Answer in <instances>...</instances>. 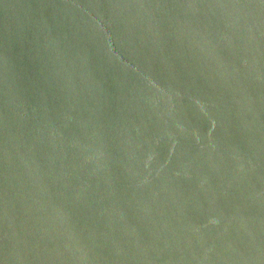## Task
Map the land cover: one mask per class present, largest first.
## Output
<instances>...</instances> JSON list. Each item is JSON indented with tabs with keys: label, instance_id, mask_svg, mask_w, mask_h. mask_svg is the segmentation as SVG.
Masks as SVG:
<instances>
[{
	"label": "water",
	"instance_id": "95a60500",
	"mask_svg": "<svg viewBox=\"0 0 264 264\" xmlns=\"http://www.w3.org/2000/svg\"><path fill=\"white\" fill-rule=\"evenodd\" d=\"M0 264H264V0H0Z\"/></svg>",
	"mask_w": 264,
	"mask_h": 264
}]
</instances>
